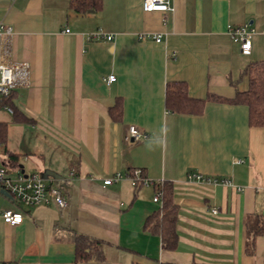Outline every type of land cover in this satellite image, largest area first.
Instances as JSON below:
<instances>
[{"label":"crops","instance_id":"crops-1","mask_svg":"<svg viewBox=\"0 0 264 264\" xmlns=\"http://www.w3.org/2000/svg\"><path fill=\"white\" fill-rule=\"evenodd\" d=\"M72 1L0 0V23L12 28L0 34V61L20 66L13 102L30 120L0 101V164L44 177L68 200L26 206L0 190V262L264 264V127L250 125L245 104L211 99L199 114L166 107L170 81L201 99L248 89L242 70L264 61V0H172L173 12L102 0L81 13ZM243 24L255 31L248 53L228 31ZM100 30L114 38H90ZM130 125L146 136L128 142ZM136 168L173 185L175 249L145 228L162 200L156 183L132 184ZM191 171L220 181L189 183ZM116 172L124 177L105 185ZM5 209L23 212V222L6 223ZM76 234L101 242L104 258L77 260Z\"/></svg>","mask_w":264,"mask_h":264},{"label":"trees","instance_id":"trees-1","mask_svg":"<svg viewBox=\"0 0 264 264\" xmlns=\"http://www.w3.org/2000/svg\"><path fill=\"white\" fill-rule=\"evenodd\" d=\"M72 5L77 12L97 10L102 5V0H73ZM247 76L249 87L244 91H237L233 98H223L208 95L207 98H195L189 93L186 82L170 81L166 88V107L171 112L199 114L203 111L207 100H223L235 104H245L249 108V122L251 126L264 127V61H254L247 65L241 72V78ZM14 90L1 99L2 104L10 106L18 121H30L24 112L20 111L13 102ZM6 123L0 124V147L7 153ZM11 157L16 156L11 154ZM162 204L158 211L150 215L145 223V228L154 234L160 235L164 249H175L178 246L179 235L177 230V217L179 205L174 200L173 185L164 181L156 185ZM262 224L259 222L256 234L261 232ZM77 260H88L94 254V258L102 260L103 252L100 249L101 242L84 234H76L74 237ZM192 264H211L194 262Z\"/></svg>","mask_w":264,"mask_h":264},{"label":"built area","instance_id":"built-area-1","mask_svg":"<svg viewBox=\"0 0 264 264\" xmlns=\"http://www.w3.org/2000/svg\"><path fill=\"white\" fill-rule=\"evenodd\" d=\"M143 8L145 11H163V12H173L174 5L172 0H144ZM69 31V29H66ZM228 31L231 35L233 41L240 43L243 52H250L252 48V39L254 35V29L251 28L249 24L229 26ZM11 33L12 28L7 27L0 23V34ZM153 39L158 42L162 41L161 34L152 35ZM90 38L95 39H107L112 40L114 38L113 34L104 33L103 31H98L90 35ZM175 54V53H174ZM20 69L18 65H11L0 61V101L3 96L9 95L19 84L17 78V73ZM108 82H113L116 80L114 74L108 76ZM146 133L141 131L137 126L130 125L126 139L128 142H138L141 138L145 137ZM124 177L121 172H116L112 176L104 179V184H112ZM127 177L131 180L134 186L147 183H156L143 175V170L141 168H136ZM220 180L207 175H204L197 171H191L187 173V182L189 183H199V184H210L218 183ZM226 183L227 180H223ZM0 190H5L8 192L17 202L24 204L26 206H34L42 203H47L51 199L58 204L60 207H66L68 205V200L63 194V190L51 184L50 181L41 177L37 174H23L18 172L17 175L12 174V170L5 164H0ZM156 201L160 200V195L157 194L154 198ZM214 213L218 212V208H212ZM3 220L12 225L18 226L24 220V214L21 211H16L13 209H5L2 212ZM0 264H4L1 263Z\"/></svg>","mask_w":264,"mask_h":264},{"label":"water","instance_id":"water-1","mask_svg":"<svg viewBox=\"0 0 264 264\" xmlns=\"http://www.w3.org/2000/svg\"><path fill=\"white\" fill-rule=\"evenodd\" d=\"M4 191V193H6V194H8V195H10L8 192H6L5 190H3Z\"/></svg>","mask_w":264,"mask_h":264}]
</instances>
